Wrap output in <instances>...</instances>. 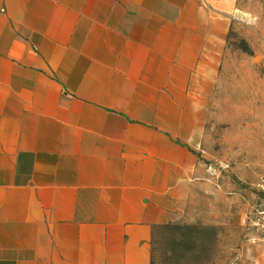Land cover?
<instances>
[{"label": "crops", "instance_id": "obj_1", "mask_svg": "<svg viewBox=\"0 0 264 264\" xmlns=\"http://www.w3.org/2000/svg\"><path fill=\"white\" fill-rule=\"evenodd\" d=\"M210 3L0 0V264L152 263L205 172Z\"/></svg>", "mask_w": 264, "mask_h": 264}, {"label": "rangeland", "instance_id": "obj_2", "mask_svg": "<svg viewBox=\"0 0 264 264\" xmlns=\"http://www.w3.org/2000/svg\"><path fill=\"white\" fill-rule=\"evenodd\" d=\"M222 1V11L210 3L228 29L202 108L197 155L205 172L173 223L196 248L181 264H264V236L244 223L260 202L264 174V0Z\"/></svg>", "mask_w": 264, "mask_h": 264}, {"label": "trees", "instance_id": "obj_3", "mask_svg": "<svg viewBox=\"0 0 264 264\" xmlns=\"http://www.w3.org/2000/svg\"><path fill=\"white\" fill-rule=\"evenodd\" d=\"M164 232L169 236L164 238ZM194 242L181 232V226L173 222L156 227L153 238L151 264H181L189 262L195 253Z\"/></svg>", "mask_w": 264, "mask_h": 264}, {"label": "built area", "instance_id": "obj_4", "mask_svg": "<svg viewBox=\"0 0 264 264\" xmlns=\"http://www.w3.org/2000/svg\"><path fill=\"white\" fill-rule=\"evenodd\" d=\"M257 189L261 195L260 202L251 215L244 217V223H249L251 227L261 232L264 236V174L261 176Z\"/></svg>", "mask_w": 264, "mask_h": 264}]
</instances>
